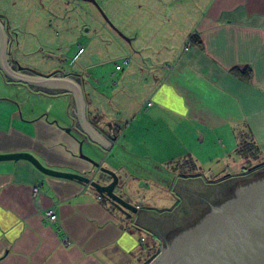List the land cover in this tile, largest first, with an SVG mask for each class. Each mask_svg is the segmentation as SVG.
Wrapping results in <instances>:
<instances>
[{"label": "crops", "instance_id": "1", "mask_svg": "<svg viewBox=\"0 0 264 264\" xmlns=\"http://www.w3.org/2000/svg\"><path fill=\"white\" fill-rule=\"evenodd\" d=\"M7 1V6L0 5V19L12 61L26 73L78 80L85 121L111 144L106 148L83 129L72 90L32 86L0 72V153L29 152L46 166L108 183L111 177L82 158L81 149L117 174L115 192L137 211L127 215L90 186L44 174L26 159L0 160V264H144L162 247L159 236L179 220L174 216L180 208L189 207L188 220L196 212L195 183L212 186L236 165L241 129L246 142L257 148L253 157L264 160V0H207L191 34L174 51L164 53L152 50L158 42L169 47L159 40L164 29L160 31L158 10L165 2L172 13L180 0H97L125 36L119 38L110 26L108 52L119 58L115 63L130 57L117 74L122 88L112 93L106 91L110 82L105 75L95 71L94 66L107 63L92 41H86L77 56L87 48L91 72L54 67L44 74L21 62L18 53L36 40L41 44L48 33L37 20L16 22V28L24 27L19 38L5 16L7 7L50 13L64 34L57 43L47 41L57 49L53 57L70 55L74 46L63 40L75 24L71 27L72 13H66L68 19L58 15V0H23L21 6L22 0ZM142 1L150 7L145 14ZM39 28L42 37L28 34ZM191 35L196 43L191 41L185 49ZM153 53L160 56L156 62ZM87 80L94 87L87 86ZM223 137L231 153L224 162L223 154L213 153L212 147L215 138ZM145 201L161 203L165 212L153 210L155 205L149 203L145 207ZM50 209L56 211L58 225L45 221ZM63 235L71 239L67 246L61 242Z\"/></svg>", "mask_w": 264, "mask_h": 264}, {"label": "water", "instance_id": "2", "mask_svg": "<svg viewBox=\"0 0 264 264\" xmlns=\"http://www.w3.org/2000/svg\"><path fill=\"white\" fill-rule=\"evenodd\" d=\"M85 1L99 7L95 0ZM101 13L110 26L120 36L125 37L105 13ZM9 53V37L0 19V72L8 79L32 86H60L72 90L78 108L79 123L95 141L109 148L111 142L85 121V103L78 80L71 76L44 77L23 72L17 62L12 61ZM65 130L70 131L69 128ZM79 155L101 172L108 174L111 180L102 183L84 173L54 169L29 152L0 153V160L26 159L44 174L90 186L127 215L137 211L134 204L115 192L118 176L113 170L100 165L81 149ZM252 169L255 170L223 179V190L222 183H217L208 195L200 199L197 211L186 224L172 221L159 236L162 247L144 264H264V160L253 164L248 170ZM218 202L220 203L215 205Z\"/></svg>", "mask_w": 264, "mask_h": 264}, {"label": "rangeland", "instance_id": "3", "mask_svg": "<svg viewBox=\"0 0 264 264\" xmlns=\"http://www.w3.org/2000/svg\"><path fill=\"white\" fill-rule=\"evenodd\" d=\"M95 1L97 2V0ZM22 2L23 0L19 1V6H21ZM206 2L207 0H180L178 4V8H176L175 6L172 13H170V11L166 9L165 7L166 3L164 2V6L160 8L161 10H158L161 13L159 23L163 24L162 29L160 31H163L164 29V31L160 34L161 39L159 40L161 41L163 39L166 40L169 47L165 48L163 45L161 46L159 44L160 42H158L156 46L152 49L153 52L162 51L164 53L165 51H168V52L174 51L176 47L180 45L191 34L193 26L196 20L198 19L199 14L205 7ZM8 3L9 2L7 0H0V5L4 4L7 6ZM141 4L143 6V7L141 6V9H140L141 13L145 14L146 11L147 12L150 11L149 10L150 7H147V4L144 1H142ZM56 5H57L55 6L56 10L59 12L58 15H60L63 19L64 18L68 19L69 16H67L66 13H72L73 18L71 22V27H72V24L77 25V27L75 25L72 27L73 29H71V31L67 33L68 37L66 36L65 39L63 40V42L67 44L68 47L73 45L75 48L73 47V49L69 53L70 55L63 54L60 57H53L52 55L55 53H51V52H57V49L50 48L49 46L46 45L47 41L54 44V43L59 42L61 38L64 36V34L60 33V29L58 28L57 24L53 23V17L50 15V13L44 12L43 14V12H40V11H38V13H33V11H28L27 7L25 8V10L14 8V7H7V10H5L6 12L5 16L8 20L11 21V23L13 22L12 25L14 23L16 24V22H20L23 24V23H26L28 20H30V22L32 20L33 21L37 20L35 21V23H37L40 28L41 26H45L46 31L48 33V37L46 39L45 38L41 39L42 41L41 44L38 43V41L36 40L35 45H33V47L31 46V43H30L28 45L29 47L28 50H23V52L18 53V58L20 59V61L28 64L29 67L32 68L35 72L44 73V74L45 72L50 71V69L54 67H57L60 70H63L65 72L78 71L84 67V68H90L89 72H91L93 68L92 63L89 66L86 65L87 64L86 61H88L87 60L88 58H85L88 56L86 52L87 48H86V51L83 54H81L77 59H75L73 62L72 61L69 63L60 62L61 58L66 59V61L71 60V58L73 57L72 55L73 52L76 49H78L80 46H83V48H85L84 44L86 43V41L89 40L88 43L92 41L94 42L95 45H97V47H99L97 48V53L99 54V56H102V58L104 59V62L107 63V64L102 63L99 67L94 66L96 73L99 76L105 75L106 77L105 80L110 82L109 85L107 86L110 90H106V91L108 93H112L122 88V81L119 82L118 77H117L118 76L117 74L120 72L119 70L116 71L114 77H110L111 72L114 71V64L116 60H119V58H117L116 56H112L108 52V48L112 45L111 44L112 38L110 37L112 30H111L110 24L106 21V19L101 13V11H103L108 18V15L106 14L105 10L100 6V4H98L99 7L97 8L96 5H94L92 2L85 1V0H58ZM159 15L160 14L158 13V16ZM98 22H100V24L102 25V28L104 27L106 30H102L101 28H99ZM15 24L14 26H12L13 31L15 32V34L17 33L19 38H21L23 36L24 27L18 26L16 28ZM40 28L39 30H37V33L35 30V32L32 31L28 34H30L31 36L32 34L39 35L40 32L38 33V31H40ZM87 28H89V31L85 32V29ZM30 30H34V29L32 28ZM42 34H40L41 37H42ZM117 35L119 34L117 33ZM120 37L121 36L119 35V38ZM48 38L50 39L48 40ZM152 55L155 56L153 59L154 60L153 62H156L157 60H159L160 56H158V53L157 54L153 53ZM103 80L104 79H101V81ZM113 81H116L115 85H111ZM86 85L87 86L90 85L88 80L86 82ZM89 87H94V86L90 85ZM238 135L239 136H238L237 144L239 148L237 152L235 153V158L237 162L236 165H234L227 174H224L222 177L218 178L215 181L214 185L212 186L207 185V187H204V186L199 185L198 183H195V186H194L195 207L197 209L199 206L200 199L203 196L208 195L209 191L215 186V184H217L218 180L222 178L227 179L235 175L249 173L247 170L253 164L260 162L259 159L254 158L257 155V148L253 146L252 143H249L248 148L245 146L244 143L246 142V137H247L245 132L243 133V130L241 129V132H239ZM233 138L234 137H232V139ZM191 146L195 147V149L198 148V144L196 143H193V145ZM212 147L215 148V151L213 153L217 152L219 153L218 155L223 154V162L225 161V159L229 157V155H231V153H229L230 144L228 143V140L224 137L218 141L215 138L214 142L212 143ZM226 154H229V155L226 156ZM216 163L217 161L213 160L211 162V167L215 168ZM202 167H203L202 170L207 169L205 166H202ZM255 169H252L251 171ZM151 188L152 186L149 187L148 191H150ZM160 192L161 191H154L153 194H157ZM148 203L151 205H155L152 208L153 210H156L159 213L165 212V209H163V207L160 205L161 203L145 201L144 203L145 207L148 206ZM188 208L189 207H186L185 209L184 207L180 208L178 212L179 214H176L174 216V219L175 217L179 219L177 220V223L186 224L189 221L188 214H186V211L188 210ZM146 238L148 239V236H146Z\"/></svg>", "mask_w": 264, "mask_h": 264}, {"label": "built area", "instance_id": "4", "mask_svg": "<svg viewBox=\"0 0 264 264\" xmlns=\"http://www.w3.org/2000/svg\"><path fill=\"white\" fill-rule=\"evenodd\" d=\"M191 45H192V42H191V39L189 38V39H187V41H186V43H185V49L189 48ZM83 50H84V48H83L82 46H80V47L78 48L77 54L72 58V62L77 58V56H78L80 53L83 52ZM60 61H61L62 63L67 62L66 59H64V58H61ZM129 61H130V57H124L121 63H115V65H114V66H115V70L110 74V77H114V76H115V72H116L117 70L122 69V67H123L124 65L128 64ZM165 66L169 67L167 64H166ZM93 81H94V82H99V79H98V78H93ZM112 83H113V84H116V81H113ZM151 104H152V101L149 100V101L147 102V105L149 106V105H151ZM200 137H201V136H200ZM210 174L212 175V172H210ZM36 188H37V187H34V188H33V192L36 191ZM98 197L101 198L100 195H98ZM44 219H45L46 222H48V223H50V224H53V225H58V223H59L58 215H57V213H56V211H55L54 209H50V210H48V211L44 214ZM61 242H62L63 245L67 246V245H69V244L71 243V239H70L67 235H63V236L61 237Z\"/></svg>", "mask_w": 264, "mask_h": 264}, {"label": "flooded vegetation", "instance_id": "5", "mask_svg": "<svg viewBox=\"0 0 264 264\" xmlns=\"http://www.w3.org/2000/svg\"><path fill=\"white\" fill-rule=\"evenodd\" d=\"M247 171L250 172L251 170H247ZM217 183H218V184H221V183H222L221 185H222V190H223V178L220 179V180H218ZM232 195H233V193H232L229 197H231ZM229 197H228V198H229ZM226 199H227V198H226ZM224 200H225V199H224ZM222 201H223V200H222ZM222 201H221V202H222ZM219 203H220V202L215 203V205H216V204H219ZM168 237H169V236H168ZM168 237H166V239H167Z\"/></svg>", "mask_w": 264, "mask_h": 264}, {"label": "trees", "instance_id": "6", "mask_svg": "<svg viewBox=\"0 0 264 264\" xmlns=\"http://www.w3.org/2000/svg\"><path fill=\"white\" fill-rule=\"evenodd\" d=\"M190 39H191L192 42H195V43H196V40H195L194 35H191ZM244 144H245V146L248 148L249 143L245 142ZM253 146H254V145H253ZM238 153H239V152H238ZM240 153H241V152H240Z\"/></svg>", "mask_w": 264, "mask_h": 264}]
</instances>
